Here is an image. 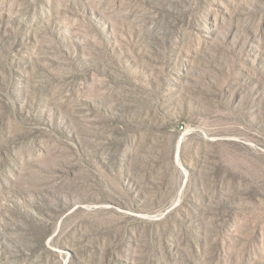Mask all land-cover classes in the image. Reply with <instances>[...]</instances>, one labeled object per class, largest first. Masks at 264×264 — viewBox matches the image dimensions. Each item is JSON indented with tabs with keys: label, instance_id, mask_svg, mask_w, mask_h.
<instances>
[{
	"label": "rangeland",
	"instance_id": "obj_1",
	"mask_svg": "<svg viewBox=\"0 0 264 264\" xmlns=\"http://www.w3.org/2000/svg\"><path fill=\"white\" fill-rule=\"evenodd\" d=\"M0 264H264V0H0Z\"/></svg>",
	"mask_w": 264,
	"mask_h": 264
}]
</instances>
